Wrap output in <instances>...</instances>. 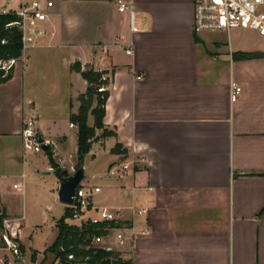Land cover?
Segmentation results:
<instances>
[{"label": "crops", "instance_id": "1", "mask_svg": "<svg viewBox=\"0 0 264 264\" xmlns=\"http://www.w3.org/2000/svg\"><path fill=\"white\" fill-rule=\"evenodd\" d=\"M30 1L0 0V10L16 11ZM51 1L48 19L35 21L43 33L20 61L28 48H61L64 22L68 37L83 39L68 57L65 113L27 118L36 121L53 160L68 166L77 153V127L68 118L87 87L71 61L110 72L103 123L114 135L95 139L87 155L89 163L105 157L108 191L119 189L117 205L106 203L105 192L92 206L95 216L105 211L123 222L102 236L115 264H264V57H234L264 50L217 51L209 31L193 30V0H132L136 31L116 0ZM129 42L131 54L125 52ZM17 62L0 84V161L6 163L25 156L27 85ZM233 85L239 88L235 100ZM116 143L126 152L113 153ZM4 179L0 175V191ZM22 182L23 173L12 188L22 190ZM5 199L0 194V209L11 214L6 218L17 217ZM116 230L125 235L122 244ZM45 247L35 249L33 264L45 256L57 261ZM11 255L0 249V264Z\"/></svg>", "mask_w": 264, "mask_h": 264}, {"label": "rangeland", "instance_id": "2", "mask_svg": "<svg viewBox=\"0 0 264 264\" xmlns=\"http://www.w3.org/2000/svg\"><path fill=\"white\" fill-rule=\"evenodd\" d=\"M64 23L66 27L64 26V31H61L62 34L58 39L59 44L62 45L61 48H50L48 50L28 48L24 53V61L19 60L17 62L20 75L23 70L26 74L24 78L28 98L23 103L25 118L34 117L37 113L43 114L47 118H60L67 110L68 57L77 53L75 44L80 43L83 38L80 36L68 37V22ZM90 23L95 22L90 20ZM33 24L35 25V22ZM206 34L218 41L217 51L264 50V40L253 30L232 29L228 34L222 31H210ZM94 40V38L91 39V49L96 48ZM75 61L73 59L71 65ZM89 67V65L82 66L81 64L82 69ZM94 70L101 71L103 73L102 79L109 82V71L98 67H95ZM101 87L107 89L108 83L102 84ZM100 138L98 137L97 140ZM24 153L25 156L21 162L6 163L0 161V175L5 176V183L0 191L1 197L3 200L6 197L8 198V205L16 212L17 217H20L17 222L13 223L17 225L18 235L14 239L18 242V254H12L11 257L5 256V260L11 262V264H33L34 260L32 258H37V250L43 249L45 246V249H47L55 240L58 221L67 210V206L58 201V178L53 170L48 169L50 162L47 153L40 148L24 149ZM84 157L86 178L82 181L83 185L94 186V184H98L103 192L90 198V205L82 213L83 217L77 220L68 218L69 224L78 225L86 217H95L92 207L94 199L102 197L105 192H109L107 188L108 178L105 177V157L96 155L91 163H89L87 154ZM70 163L73 165V169H70ZM73 163L68 159V166L59 167L71 174L79 163L77 153ZM21 173L24 174L23 189H13L12 184L19 179ZM118 193L119 189L117 187L114 191L109 192L110 197L106 200V203L117 205L116 201H119L116 200L115 196ZM121 197L127 201V198H124L123 195ZM99 202H101V199ZM0 214H4L5 218L11 215L1 209ZM1 235L2 223L0 225V248L5 244ZM109 238H112V234ZM1 251L10 254L8 251L2 249ZM49 258L50 260H48ZM49 258L47 256L40 258L35 264H54L53 256H49Z\"/></svg>", "mask_w": 264, "mask_h": 264}, {"label": "built area", "instance_id": "3", "mask_svg": "<svg viewBox=\"0 0 264 264\" xmlns=\"http://www.w3.org/2000/svg\"><path fill=\"white\" fill-rule=\"evenodd\" d=\"M117 10L119 12H126L128 14V26L130 31L138 29V20L132 5V0H116ZM44 6V7H43ZM42 6L41 0H32L26 6L13 11L18 16V20L14 23L19 26L22 32V45L23 49L32 45L34 39L43 33L41 28L36 27L33 23L35 21H45L48 19L47 9L53 6L51 0H45ZM193 30L194 32L205 31H222L229 33L232 29H249L255 31L264 40V0H193ZM12 10H0V13L11 12ZM119 40V38H117ZM125 52L132 53L131 42L125 44ZM14 59L5 60L0 62L1 67L8 69L14 65ZM140 77V76H138ZM104 89L100 87L99 90ZM239 88L236 85L232 86V100H235ZM37 124L33 118H26L23 121L21 129V138L25 149L40 148V142L37 139L36 132ZM42 150V149H41ZM127 164H122L125 169ZM113 171H111L112 173ZM23 189V182H22ZM100 191L98 186H85L81 184L76 188L73 196V203L67 205L70 208L71 216L69 219H80L82 213L88 209L90 205V198ZM143 210L138 211L142 213ZM68 218L65 222L68 223ZM20 217L4 218L2 221V239L4 245L0 248L8 251L11 254H18V242L14 239L17 235V225L14 222ZM97 222L103 220H115V217L108 212L101 211L98 216L93 218H84L80 221L78 226L86 221ZM116 240L122 244L125 235L121 230H116ZM102 236L93 235L90 239V244L87 247H102L112 249L111 246L102 244ZM74 257L72 254L67 256L66 261L57 260L54 264H72L70 263ZM11 264L5 258H1V264Z\"/></svg>", "mask_w": 264, "mask_h": 264}, {"label": "trees", "instance_id": "4", "mask_svg": "<svg viewBox=\"0 0 264 264\" xmlns=\"http://www.w3.org/2000/svg\"><path fill=\"white\" fill-rule=\"evenodd\" d=\"M18 16L15 12L0 13V62L14 59L16 62L20 60L22 55V32L15 21ZM236 58H256L264 57V51L236 52ZM14 65L7 70L0 64V84L4 83L12 77ZM71 69L80 73L82 78L87 82L86 90L78 96L79 107L76 113L69 115V121L77 127V155L79 162L84 158L90 150L91 143L98 137H107L114 135L113 130H109L104 126L103 117L105 115V104L109 96L108 89L99 90L102 84L108 81L102 79V72L94 70L93 67L86 69L81 68L79 61H75L71 65ZM92 115L93 124H88V116ZM101 130L100 134H96V130ZM113 153H125V149H121V144L116 143L111 150ZM49 157V162L54 171L63 176L69 175L66 170H62L53 160L49 146L45 149ZM79 165V163H78ZM77 165V167H78ZM4 214H0V225L4 219ZM71 216L70 208L67 210L57 224V235L53 243L46 251L54 254L56 260L66 261L67 256L72 254L74 259L70 261L72 264H111V259L116 255L112 249L102 247H87L93 235L105 236L109 230L119 227L123 222L119 220H103L97 222L86 221L80 226L69 224L65 219Z\"/></svg>", "mask_w": 264, "mask_h": 264}, {"label": "water", "instance_id": "5", "mask_svg": "<svg viewBox=\"0 0 264 264\" xmlns=\"http://www.w3.org/2000/svg\"><path fill=\"white\" fill-rule=\"evenodd\" d=\"M37 139L40 142L41 149L45 150L47 148V143L41 136L39 127L36 128ZM58 178L57 187V198L58 201L64 205H71L73 203V196L75 194L76 188L81 184V182L86 178L84 158H81L78 167L69 175L63 176L58 172L54 171ZM119 260L115 258L111 259V263H118Z\"/></svg>", "mask_w": 264, "mask_h": 264}]
</instances>
